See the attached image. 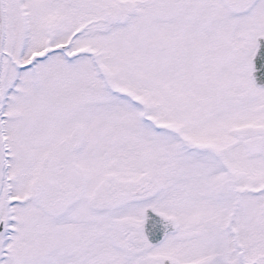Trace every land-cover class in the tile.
<instances>
[{"label": "snow or ice", "instance_id": "snow-or-ice-1", "mask_svg": "<svg viewBox=\"0 0 264 264\" xmlns=\"http://www.w3.org/2000/svg\"><path fill=\"white\" fill-rule=\"evenodd\" d=\"M0 264H264V0H0Z\"/></svg>", "mask_w": 264, "mask_h": 264}]
</instances>
